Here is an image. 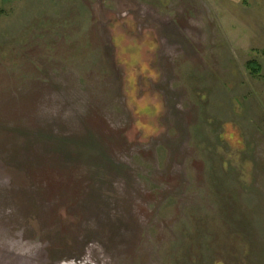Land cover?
<instances>
[{
    "label": "rangeland",
    "instance_id": "1",
    "mask_svg": "<svg viewBox=\"0 0 264 264\" xmlns=\"http://www.w3.org/2000/svg\"><path fill=\"white\" fill-rule=\"evenodd\" d=\"M0 264H264V0H0Z\"/></svg>",
    "mask_w": 264,
    "mask_h": 264
},
{
    "label": "trees",
    "instance_id": "2",
    "mask_svg": "<svg viewBox=\"0 0 264 264\" xmlns=\"http://www.w3.org/2000/svg\"><path fill=\"white\" fill-rule=\"evenodd\" d=\"M122 43H124V42H122ZM122 43L120 44V46L123 47L121 52L124 54L125 57H127V58L133 57L136 59L135 61H137L138 59H140V57H142V55L140 53L141 47L139 45H129L128 46V45H124L125 43L122 45ZM250 67L253 68L254 71L260 70L259 68H257V66L254 63H250ZM140 107H141L140 110L143 113L148 114L145 112V110L146 111L148 110L147 109L148 106H146V107L144 106L145 107L144 108L143 105L141 104Z\"/></svg>",
    "mask_w": 264,
    "mask_h": 264
}]
</instances>
